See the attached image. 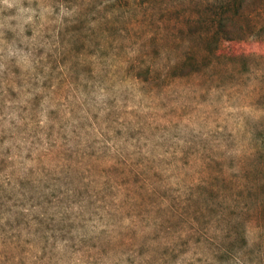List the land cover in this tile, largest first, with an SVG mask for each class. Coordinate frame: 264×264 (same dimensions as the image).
I'll return each instance as SVG.
<instances>
[{
    "label": "rangeland",
    "instance_id": "obj_1",
    "mask_svg": "<svg viewBox=\"0 0 264 264\" xmlns=\"http://www.w3.org/2000/svg\"><path fill=\"white\" fill-rule=\"evenodd\" d=\"M0 264H264V0H0Z\"/></svg>",
    "mask_w": 264,
    "mask_h": 264
}]
</instances>
